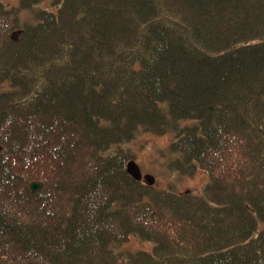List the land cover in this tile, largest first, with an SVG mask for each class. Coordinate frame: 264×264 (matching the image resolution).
<instances>
[{
    "label": "trees",
    "instance_id": "trees-1",
    "mask_svg": "<svg viewBox=\"0 0 264 264\" xmlns=\"http://www.w3.org/2000/svg\"><path fill=\"white\" fill-rule=\"evenodd\" d=\"M41 1L0 0V264H264V0Z\"/></svg>",
    "mask_w": 264,
    "mask_h": 264
},
{
    "label": "rangeland",
    "instance_id": "rangeland-1",
    "mask_svg": "<svg viewBox=\"0 0 264 264\" xmlns=\"http://www.w3.org/2000/svg\"><path fill=\"white\" fill-rule=\"evenodd\" d=\"M5 3L16 4V0H3ZM51 0H42L41 7L48 8ZM169 135L139 134L129 144V153L134 160L129 161L130 167H135L142 180V174H151L155 179L156 188H164L173 184L178 193L186 190L192 194L200 193L206 181V173L196 170L193 175L183 174L168 166L169 155L165 148L169 142ZM143 181V180H142ZM136 247H140L133 241Z\"/></svg>",
    "mask_w": 264,
    "mask_h": 264
},
{
    "label": "water",
    "instance_id": "water-1",
    "mask_svg": "<svg viewBox=\"0 0 264 264\" xmlns=\"http://www.w3.org/2000/svg\"><path fill=\"white\" fill-rule=\"evenodd\" d=\"M127 173H129L131 176H133L135 179L139 180V172L135 167H130L129 164H127L126 167ZM144 179L147 182V184L152 185L154 183L153 178L150 175H144ZM40 187V184L38 182H33L30 185L31 190L35 191Z\"/></svg>",
    "mask_w": 264,
    "mask_h": 264
},
{
    "label": "bare ground",
    "instance_id": "bare-ground-1",
    "mask_svg": "<svg viewBox=\"0 0 264 264\" xmlns=\"http://www.w3.org/2000/svg\"><path fill=\"white\" fill-rule=\"evenodd\" d=\"M32 183H33V182H32ZM38 183L40 184V187H41V183H40V182H38ZM30 185H31V184H30ZM40 187H39V188H40ZM39 188H38V189H39ZM38 189H37V190H38Z\"/></svg>",
    "mask_w": 264,
    "mask_h": 264
}]
</instances>
